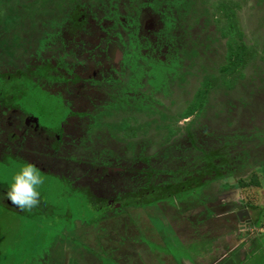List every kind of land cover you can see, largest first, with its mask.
I'll use <instances>...</instances> for the list:
<instances>
[{
    "label": "rangeland",
    "instance_id": "obj_1",
    "mask_svg": "<svg viewBox=\"0 0 264 264\" xmlns=\"http://www.w3.org/2000/svg\"><path fill=\"white\" fill-rule=\"evenodd\" d=\"M127 1L129 2V0ZM13 3L16 5L15 3L17 2ZM221 3H223L222 0H188V6L179 9L181 31L188 34V32L184 31L186 30V26L192 24V27H189L188 30L190 35H183L182 41L185 44L191 41L198 43L196 63L194 69H192L194 74L201 75L203 73L202 66H206L208 70L213 69L215 63L217 64L218 61L222 60L226 48V39L220 37L221 28L226 29L229 25L225 12L231 8L229 7L231 3L237 4L239 7L236 12L239 16L238 22L244 31L243 38L249 46L248 51L250 53L249 58L239 68L244 77L236 84L238 86L237 89L223 88L218 91L215 95L216 98L211 100L210 106H207L209 108L207 111L208 121L203 117L200 119L201 122H204L206 125L208 124L210 128L217 131L225 128L231 130L234 128L236 130V128L240 127L242 129L241 132L246 135L247 129H251L253 126H260L261 122H264V0H224L226 6L229 3V6L226 8ZM136 5L137 2L136 4L135 2H130L126 7L130 6V10H133ZM11 6L8 4L0 8V19L3 18L7 21L8 28H11L9 31L11 35L10 39H14L16 35H19L18 30L22 28H17L16 17L19 16L21 21L25 23L28 19L26 20V17H24L27 12L20 5L19 13L14 12L17 8H11ZM170 7L171 5L169 4L167 11V5H163L162 3L158 5V8H162L163 11L165 10L166 15L171 13ZM207 8L208 10L206 11ZM120 13L125 14V8ZM193 16L197 17L196 20L192 19ZM37 17L28 21V26H24L23 29L27 32L30 30L35 31L37 26L29 25L31 21L36 23ZM146 18L143 17V20ZM149 20V18L145 20L144 26ZM166 20V18H163L164 24L167 26ZM154 22L159 23L161 21L154 20ZM5 25L1 28H4ZM144 26H141V29L147 32V28L149 27ZM176 26L175 24L171 34L175 37L174 33L176 31L179 39H181ZM148 33L150 32L148 31ZM207 35L219 38L218 43L214 42L213 45L206 48L203 44L208 39H211L206 38ZM176 40L177 38L175 37ZM42 44L41 37L37 38L36 43L35 41L29 42V46H31L30 51L38 55V52L41 50L39 46ZM14 45H20L21 47L24 45V41H18ZM24 46L26 47V45ZM0 53L7 57L8 54L12 55V50ZM22 53H25V56L28 55L26 49L25 51L20 49L19 55L15 60L19 65H24V62L18 60ZM174 55L170 54V56ZM170 56L167 54V59ZM116 61L115 59L113 64H116ZM146 62L142 67L147 70L151 62ZM187 63L188 58L185 59L184 64L187 65ZM17 68H19L18 71L23 69L22 66H17ZM41 70L40 68L37 69V72H25L22 77H18L17 79L6 76L9 78L8 80H6V77L4 80H0V91L6 97L7 95L10 96V98H6L7 106L20 110L22 113H25L27 118L37 119L39 126L46 130L47 133L59 132L60 129L64 128L65 122L69 121L72 106L62 94L46 89L47 82H45V87L43 85L44 81L42 80ZM174 70L175 65L163 68L154 66L151 69L154 78H151L147 82L151 86L157 87L159 91L163 90L170 93V99L178 102L174 107L175 111L185 108V99L192 98L195 92L196 79L191 76L188 79L189 81L184 83L183 74L176 76ZM149 74L147 73L146 75L150 77L151 74ZM238 74L239 72H236L232 76H237ZM81 75L86 79H90L94 76V71L90 68L84 74L81 72ZM250 77L255 78L254 83L258 89L250 83ZM179 85H182L183 88L179 87ZM241 89L245 90L240 92ZM99 97L95 96L94 99L98 100ZM66 98L69 99L68 95ZM79 99H75L76 102L74 101L73 103L75 112H77V109L84 110L89 103L88 100ZM9 101L12 105H9ZM163 102L165 105H168L169 98H165ZM115 104L117 102L109 105V110H117L119 109L118 107H121L118 106L116 108ZM123 106L126 107L124 103ZM227 107H230V112ZM103 110L107 109L104 108ZM7 114L5 112L3 115L0 112V131L7 130L8 132V134L4 133L0 135V143L2 141L3 143H7L9 146L8 150L13 152H8L6 155L3 154L1 155L2 157L0 156V264H52L55 259L54 253H57V257L59 256L58 261L60 264H69V262L74 264L75 260H78V264H136V260H138L137 264H217L219 262V264H264V162L260 165L255 164V166L250 163L251 168L247 167L241 173L244 175L242 177L246 181L250 179L252 173H255L258 178L257 184L246 186L245 189H234L227 184V182L235 184L237 177L232 176V178L218 182L216 187L212 191H209L210 194L207 192L210 196H207L206 202L210 203L212 210L210 215L205 212L199 219H194L195 214H199L205 210L203 206L195 205H178L172 209H170L171 207H167V210H158V213L153 210V207L122 208L120 211L123 214L119 216L120 221L124 222L127 219L126 216L130 214L135 220L134 223L131 224L127 221L128 231L125 229L122 235L120 233L122 227H117L116 224L111 222V228H115L116 231L110 229L111 231L106 232L105 236H101V234L96 235L91 227V225L93 226L90 221L92 220V215L98 211L94 207H102L113 215L115 211H112V207L121 208L120 200L113 201L108 196L111 189L105 185L102 186L103 190L92 186L94 189L93 193L96 195L91 191L93 197L91 195L90 199L84 191L76 190L77 192H75V186L70 184V180L73 181L75 178L78 179L74 182L75 184L83 185L87 189L89 188L86 184L87 179L85 175H80V171L78 172V170L73 172L68 168L67 162H70L72 157L70 151H73V145L67 146L66 150L60 145L62 147L57 150L58 147L55 148L56 141L52 145H49L50 142L46 143L45 139L38 135H36V141L32 142L33 136L27 134L30 136L28 137L25 134H20L21 131L16 133V130L10 127L5 116ZM108 114L107 116H109ZM94 115L95 118L98 117L99 112L92 114V122L95 121ZM226 115L230 120L235 121L233 128L227 126ZM75 117V122L78 121L77 116H72V121L70 120L71 122L69 123H75ZM105 121L111 123V121H117V118H108ZM77 124L78 122L72 128L67 129L69 139L72 137L78 138V136L84 134L87 136L90 133L88 129L80 130ZM81 125L80 128L83 129L84 125ZM102 125L98 126L99 128L103 127V129L98 130V128L96 130L97 134H105L107 131L113 130L111 127L105 128ZM15 133L18 134V139L16 135L14 137L11 136V134ZM4 135L7 136V139ZM23 135L27 137L24 140ZM256 140L253 139L245 144L251 150V153H254V158H257L261 162L264 160V153H262L264 152V142ZM36 143L38 144L37 146ZM253 143L256 147L255 149L251 146ZM103 147L119 151L123 145L116 143L101 144L100 148L105 149ZM149 148L147 147V149ZM88 153L90 154V152H86L85 154L87 155ZM144 153L147 154L146 151ZM94 155L95 157L87 156L88 158L83 159L89 160L92 158L94 163H105L111 159L101 155L97 150ZM53 156H60V158L50 159ZM44 157H47V159ZM23 158L36 163L45 178L41 205L38 210L31 213L8 208L4 202V194L7 191L11 177L17 170V165L26 161ZM83 159L79 156L75 157V160L78 161H82ZM48 162L52 164H48ZM58 162L59 166L57 165ZM80 166V168L82 166L86 167L85 164L81 163ZM70 168L73 169V166L71 165ZM81 177H85V181L81 180V182L79 180ZM222 183L226 184V187ZM121 184L122 182L114 185L113 191L115 193L132 189L126 183ZM243 197H248L249 199V204L247 205L251 211L252 219V222L246 225V230H243L244 228L241 227L236 215V210L240 211L246 205L244 200H241ZM131 198L130 196L129 200ZM154 214L161 218H153ZM169 224L174 226V233H172L174 229ZM122 243H127L128 246L123 249ZM58 247L60 250H56ZM75 250H87L88 253L93 255H87L85 259H80L77 253L74 255L71 252ZM140 256H143V263L139 258L137 259ZM110 257H114L115 262L109 260Z\"/></svg>",
    "mask_w": 264,
    "mask_h": 264
},
{
    "label": "trees",
    "instance_id": "obj_2",
    "mask_svg": "<svg viewBox=\"0 0 264 264\" xmlns=\"http://www.w3.org/2000/svg\"><path fill=\"white\" fill-rule=\"evenodd\" d=\"M126 1L127 0H0V8L10 4L12 5L11 8H17L16 11H14L16 13H19L20 5L27 12L24 17H26L28 21L38 16L37 22L31 21L29 25H36L37 29L28 32L23 29L24 26H28V21L25 23L17 16V28H22L18 30L19 35H16L14 39H10L11 35L9 31L11 28H8L7 21L3 18L0 19V52H9L12 50V55L8 54L7 57L0 53V80H4L6 76L17 79L18 77H22L25 72L33 73L41 68L42 80L44 81L43 85L45 87L47 85L46 89L50 91H52L48 87L50 80L60 81L64 79L63 72H67L68 74L72 73L70 64L76 59V56L71 53L73 48L70 42L73 43L76 38H80V28L83 26L82 23L74 22V15H79L81 11L92 16L99 14L106 19H111L112 15L114 25L118 24L125 28L123 30L125 34L122 33L121 37L130 39L128 41L132 42V38L136 39V37L135 35H131H133L134 30L137 29V27L134 28L133 25L138 23L137 18L140 17V11L135 15L133 11L130 10V6L126 7L128 3L138 2L139 6L154 3L157 7L161 3L163 5L166 3L171 5V13L167 15L168 18L165 21L167 26L165 24L164 28L154 34V37L158 40L156 41L158 47L165 45L166 51L158 52L157 48L156 50L151 48V50L150 47L144 43L143 47L146 51L143 53L141 49L133 51L131 48L132 43L129 44V46L123 49V65L121 64L118 69L112 67L114 70L113 72L106 73L105 71L103 74L100 73V78L98 79L92 78L87 80V84H85L81 93H78L76 97H74L77 100L79 98H81V100H88L89 103L81 112H70V118H72V116H77L79 121L77 125L79 129H88L90 133H88L87 136L84 134V137H72L71 141L67 140L69 146L73 145L71 159L78 156L82 159L88 158L87 156L95 157L94 154L96 150L98 153L100 152L101 155L111 158L105 163H94L92 158L83 160V162L87 163V165L85 164L87 170L83 171L79 168V165L77 169L80 172L83 171V173L86 171L87 174L91 175L90 172L94 170L95 167L101 166L103 173L95 172L91 181L95 183L92 184L100 190H103V185L108 186L109 189H111L108 196H110L113 201L118 199L121 202V208L112 207V211H115L113 215L109 213V211H105L102 207L98 208L92 205L98 211L93 215L91 214L92 220L90 221L91 224H93L91 227L96 235L101 234V236H105L108 231H116L115 228H111V222L116 224L117 227H122V229H120L122 235L125 229L128 231L126 222L128 221L132 224L135 220L128 214L126 216L127 219L121 222L119 216L123 214V212L120 211L122 208L153 207L154 209H152L158 213V210L165 211L167 207H171L170 209H172L176 208L178 205H195L200 207L203 206L205 210L199 214H195L194 219H199L205 212L210 215L212 210L210 208V203L206 202L207 196H210L208 195V193L210 194L209 191H212L218 182L236 176L237 180L235 184L232 183L234 185L227 182V184L234 189H245L246 186L257 184L258 178L255 173L250 175L248 181L242 177L244 175L241 173L245 171V168H251V164L255 166V164L260 165L264 162V160L259 162L257 158H254V153H251V150L247 148L245 144L253 139L264 142V122H261L262 124L260 126H253L251 129H247L245 135L241 132L242 129H240V127L234 130L235 121L230 120L227 115L226 124L228 127L233 128V130L225 128L217 131L210 128L208 124L206 125L204 122H201L200 119L203 117L208 121L207 111L209 108L207 106H210L211 100L216 98L215 95L218 91L223 88L237 89L238 86L236 84L244 77V74L240 72L239 68L249 58L250 53L248 51L249 46L243 38L244 31L238 22L239 16L236 12L239 7L237 4L231 3L230 6L229 3L227 4V6L231 7L225 12L229 20V25L228 28H221L220 31V37L226 39V48L223 58L218 61L217 64L215 63V66H213L211 70H208L206 66H202L203 73H201V76L200 74L197 75V73L194 74V72H192L198 54V43L191 41L185 44L182 41L183 35H190L188 30L189 27H192V24L186 26V30L184 31L188 32V34L181 31L182 26L180 25L181 16L179 9L187 7L188 0ZM13 2H17L15 3L16 5H14ZM222 2L221 5L224 7V0H222ZM227 6L225 5V8ZM161 7L163 8V6ZM123 8H125L126 13L119 14L118 12H121ZM159 9L161 10V8ZM160 10L157 11L160 13ZM207 10L208 8L206 11ZM134 16L135 20L132 21V17ZM164 17H166V15ZM196 18V16L192 17L193 20H196ZM174 23L177 25L176 29L179 30L181 38L179 39V35L175 31L176 34L174 33V35L177 38L176 41L175 37L171 34V31L175 27ZM4 25L5 27L1 28ZM13 30L17 31L16 29ZM114 35H117L116 32ZM40 37L43 44L39 47L45 52L40 58H36L35 60L33 58L30 59L34 54L30 51L31 46H29V42L35 41L36 43L37 38ZM141 39L143 41V38ZM21 40L24 41L26 47L24 45L21 47L20 45H14ZM218 40L219 38L211 39L212 42L209 41V43L206 41L203 45L207 48L213 45L214 42L218 43ZM52 42L55 43L56 47H51ZM20 49L24 51L25 49L27 50V56H25V53H22L18 58L19 61L24 62V65H19L17 64L18 62L16 63L15 61L16 57L19 55ZM67 50L71 53V56L65 59L64 54ZM61 51L63 55L57 56L58 58L55 57L56 63L46 59L48 53L51 55L54 53L60 54ZM167 54H169V56L170 54L175 55L167 59ZM186 58H188L187 65L184 64ZM145 61H147L146 63H148V61L151 62L147 70L142 67ZM169 65H175L174 74H176V76L179 74L181 76L183 74L184 83L188 82L191 76L196 79L195 92L191 99H185L184 104L186 105H184L185 108L182 110L177 109L174 111V107L178 102L170 99L169 92L163 90L159 91L157 87L151 86V84L147 82L151 78H154L151 71L152 67L163 68ZM17 66H22L23 69L18 71L19 68H17ZM236 72H239V74L237 76H232V74ZM147 73L150 77L146 75ZM76 78L75 76L74 80H76ZM8 79L9 78L6 80ZM249 80H251L250 83L258 89L254 83L255 78L250 77ZM45 82L48 83L46 84ZM183 86L179 85V87L182 88ZM242 87H244V85H242ZM244 90L241 89L240 92ZM129 92L132 94L130 95ZM95 96L100 97L98 100H95ZM63 97L65 98L66 96L63 95ZM6 98H10V96L7 95ZM165 98H169L168 105L171 106L165 105L163 102ZM128 99L131 101L129 102ZM114 102H117V104L114 105L116 108L118 106L121 107H118L119 109L117 110H109V105ZM8 103L12 105L10 101ZM123 103L126 107L123 106ZM104 108L107 110H103ZM227 109L230 112V107H227ZM95 112H99V116L101 117L98 116L95 118L94 115L95 121L92 122V114ZM107 114L109 116H107ZM157 114L158 116H156ZM108 118H117V121H111V123L105 121ZM69 122L71 121L65 122L68 128L70 125H72V127L75 126L77 121L75 123L72 122L73 124ZM81 124L84 125L83 129L80 128ZM99 125L105 128L111 127L113 130H109L105 134H97L96 130L100 127ZM101 129H103V127L98 130ZM60 132L61 129L59 133ZM107 143L121 144L123 147H121L119 151L109 147H103L105 149L100 148L101 144ZM98 144L99 146H97ZM37 145L36 143V146ZM58 146L59 144L57 143L55 148ZM62 146L65 148L64 150H66L67 146L64 144ZM251 146H253L252 148L254 149L256 148L254 143ZM147 147L150 148L147 149ZM144 151H146L147 154H145ZM86 152H90V154L88 153L86 155ZM23 159L25 160V158ZM73 162H75V164H73L75 166L78 164V160ZM108 169H111L112 173H108ZM113 172H115V174H113ZM121 182V185L126 183V185L132 189L115 193L113 191L114 185ZM70 184L75 186V192H77L76 190L84 191L90 199L92 195L90 189L85 188L83 185L75 184L72 180H70ZM222 185L226 187V184L224 185V183H222ZM130 196L132 197L131 200H129ZM4 199L6 207L19 211L18 208L7 204L6 196ZM241 200L249 204L248 197H243ZM154 217L160 216L154 214L153 218ZM171 227L174 229V226L171 225ZM174 232L175 229L172 233ZM122 245L124 247L123 249L128 246L127 243H122ZM56 250H60V248L58 247ZM82 251L75 250L71 252L74 255L77 253L80 259H85L87 255H93L88 253L87 250ZM142 257H137V259L139 258L143 263L144 260ZM54 258L52 264H60L57 253H54ZM109 260L115 262L114 257H110ZM135 262L137 264L138 260ZM69 264L71 263L69 262ZM74 264H78V260H75Z\"/></svg>",
    "mask_w": 264,
    "mask_h": 264
},
{
    "label": "flooded vegetation",
    "instance_id": "obj_3",
    "mask_svg": "<svg viewBox=\"0 0 264 264\" xmlns=\"http://www.w3.org/2000/svg\"><path fill=\"white\" fill-rule=\"evenodd\" d=\"M111 1H113V0H111ZM135 4H136V2H135ZM164 5L168 6V8H167V11H168L169 4L166 3ZM145 6H147V7H145ZM157 10H160V9L154 3H150L149 5L145 4V5L139 6L138 2H137L136 7L133 8L132 11L135 15L137 12L139 13V11H140V17L137 18L138 23L133 25V27L134 28L137 27V29H135L134 34L131 35V36L135 35V37H136V39L132 38V42L128 41L130 39H124L121 37V34L124 33L123 30L125 28L121 27L118 24L114 25V20H113L112 15H111V17H112L111 19H106L102 15H99V14H95L94 16L88 15L84 11H81L79 13V15L78 14L74 15L73 16V19H75L74 22H76V23L79 22L80 24L82 23L83 26H82V28H80L81 29L80 33H79L80 38H76L75 41H73V43L70 42V44L72 45V48H73V49L71 48L72 49L71 53L76 56V59L70 64V70L72 73L68 74L67 72H63V76H64L63 80H60V81H57V80L51 81L50 80V83L47 82L49 89H51L55 93L63 94L65 96L68 95L69 99L66 97L65 98L67 101L71 102L70 103V105L72 106L71 112H75V110H74L75 108L73 105V103L75 101L74 97H76V95L78 93H81V91L85 87V84H87V80H89V79H86L85 77H82L81 72L84 74V72L88 71L91 68V70L94 71V76H92L90 79L100 78V73L103 74L105 71H106V73L113 72L114 71L113 68L118 69L123 62L122 60H124V55H123L124 47L129 46V44H131V43H132L131 48L133 49V51H135L136 49H141L142 52L144 53L146 51L143 47L144 43L147 46H149L150 49L152 48V49L156 50V48H157L158 52L166 51L165 45L162 47H158V43H156V41H158V40L156 37H154V34L157 33L159 30H161L162 28H164L165 24H164L163 18L167 19L168 16L164 12L165 10L163 11L162 8H161L162 11L160 13ZM117 11H119V10H117ZM118 13L120 14V11ZM165 15H166V17H164ZM114 17H115V15H114ZM119 17H120V15H119ZM143 17H147L150 19L145 24V26H144V22L147 18L143 20ZM132 18H133L132 21L135 20V16ZM154 20H158L161 22L155 23ZM151 22H153V23L151 24ZM175 24L176 23H174V25ZM141 26L149 27V28H147V32L142 31ZM148 31L150 33H148ZM115 32L117 35H114ZM141 38H143L144 42L142 41ZM206 38L217 39L216 37H212V35H211V37H210V35H207ZM211 39H208L207 41L212 42ZM51 47H53V48L56 47L54 42L51 43ZM44 52H45L44 50H40L38 52V55L37 54L33 55V58L34 57L40 58L41 56H43ZM71 53L68 52V50H67V52L64 54L65 59H67V57H70ZM67 54H68V56H67ZM62 55H63L62 51L60 52V54L54 53L51 55L50 53H48L46 59L53 62V63H56L55 57L62 56ZM115 59L117 60L116 61L117 63L113 64ZM75 76L77 77L76 80H74ZM79 89H81V90H79ZM131 94L132 93H130V95ZM70 95H72V96H70ZM5 96L6 95H3L2 91H0V108H1L0 112L3 115L5 114V112H6V114H7V112H9L5 116L7 118L8 124L10 125V127H13L14 130H16V133L21 131L20 134H25V135L29 134L30 136H33L32 142L36 141L35 140V138L37 137L36 135L45 139L46 143L50 142L49 145L50 144L52 145V143L54 141H56V143L59 144L58 149L61 148L60 145H63V144L65 146H69V143L67 142V140L71 141V138L69 139V137L67 136L68 135V133H67L68 126L66 127V125H67L66 123H65L64 128L61 129L60 133L59 132H55V133L48 132L47 133L46 130H44L43 128H41L39 126V123L36 124L33 121L34 118H31L29 116H28L29 118H27L25 113H22L20 110L13 108L12 106H7ZM128 101L130 102L131 100L128 99ZM81 111H83V109L82 110L77 109V112H81ZM69 118H70V116H69ZM74 119H76V117ZM69 120H71V118ZM77 122H79V121H77ZM70 128H72V125H70L69 129ZM72 132H74V131L72 130ZM4 133L8 134L7 130L6 131H0V135H2ZM16 133L11 134V136L14 137L16 135V137L18 139L19 136ZM4 136L7 139V136L6 135H4ZM30 136H28V137H30ZM82 136L83 135H81L80 137H82ZM26 138L27 137L24 136L23 140ZM23 140H22V142H23ZM0 145H1L0 146V156L3 154L6 155V154H8V152H13L11 150H8L9 146L7 143H3V141H2V143H0ZM54 150H56V149H54ZM70 153H71V151H70ZM39 157H40V155H39ZM44 158L47 159V157H44ZM52 158L59 159L60 157L59 158L56 156L50 157V159H52ZM25 160L28 162H31L37 166L36 163H34L33 161H30L29 159L25 158ZM72 160L75 161V158L70 159V162L68 161L67 165H68V168L73 172L75 170L76 171L78 170L77 169L78 164H79V168L81 167L80 163L87 165V163L83 162V160H86V159H83L82 161H78V164L76 166L73 165V163L75 164V162H73ZM49 163L50 162H48V164ZM50 164H52V163H50ZM53 165H54V163H53ZM57 165L59 166V162ZM71 165L73 166V169L70 168ZM80 169H82L84 171V170H87V167L82 166V168H80ZM83 171L80 172L79 174L86 176V179H87L86 184H87L88 188L94 192V189L92 188V186H95V185H93L91 183V181H92L91 179H92V177H94L95 172L96 173L97 172L103 173L102 172L103 169L101 168V166L95 167V169L90 172V174H91L90 176H89V174L86 173V171H85V173H83ZM107 172L112 173V170L108 169ZM113 174H115V172H113ZM76 180H78V179L75 178L73 180V183ZM79 180L85 181V177H81V179L79 178ZM6 200H7V198H6ZM241 210L240 211L236 210V215H237V219L239 220V222L241 224V227L244 228L243 230H246V228H245L246 225L248 223L252 222L251 211L249 210L247 204L244 205ZM238 213H240V214H238ZM232 250H231V252H232ZM228 255H229V253H228ZM219 263H217V264H219Z\"/></svg>",
    "mask_w": 264,
    "mask_h": 264
},
{
    "label": "clouds",
    "instance_id": "obj_4",
    "mask_svg": "<svg viewBox=\"0 0 264 264\" xmlns=\"http://www.w3.org/2000/svg\"><path fill=\"white\" fill-rule=\"evenodd\" d=\"M45 178L41 170L31 162L23 161L11 177L5 196L21 212L31 213L41 205Z\"/></svg>",
    "mask_w": 264,
    "mask_h": 264
},
{
    "label": "water",
    "instance_id": "obj_5",
    "mask_svg": "<svg viewBox=\"0 0 264 264\" xmlns=\"http://www.w3.org/2000/svg\"><path fill=\"white\" fill-rule=\"evenodd\" d=\"M33 121H34L36 124H38V120H37V119L34 118ZM7 204H8L9 206L15 207V206H13L8 200H7ZM238 214H240V213H238Z\"/></svg>",
    "mask_w": 264,
    "mask_h": 264
},
{
    "label": "crops",
    "instance_id": "obj_6",
    "mask_svg": "<svg viewBox=\"0 0 264 264\" xmlns=\"http://www.w3.org/2000/svg\"><path fill=\"white\" fill-rule=\"evenodd\" d=\"M202 258V257H201ZM199 259H200V257H199Z\"/></svg>",
    "mask_w": 264,
    "mask_h": 264
}]
</instances>
